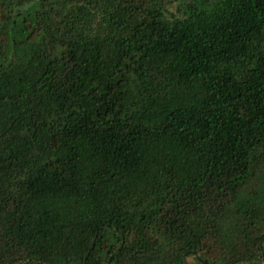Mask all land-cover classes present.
Instances as JSON below:
<instances>
[{"label": "trees", "instance_id": "trees-1", "mask_svg": "<svg viewBox=\"0 0 264 264\" xmlns=\"http://www.w3.org/2000/svg\"><path fill=\"white\" fill-rule=\"evenodd\" d=\"M264 262V0H0V264Z\"/></svg>", "mask_w": 264, "mask_h": 264}, {"label": "rangeland", "instance_id": "rangeland-1", "mask_svg": "<svg viewBox=\"0 0 264 264\" xmlns=\"http://www.w3.org/2000/svg\"><path fill=\"white\" fill-rule=\"evenodd\" d=\"M261 264H264V262H262Z\"/></svg>", "mask_w": 264, "mask_h": 264}]
</instances>
